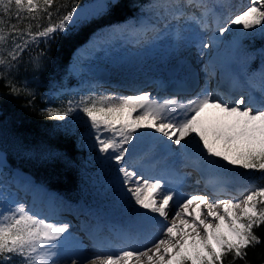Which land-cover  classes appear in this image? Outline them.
<instances>
[{
  "label": "snow or ice",
  "instance_id": "1",
  "mask_svg": "<svg viewBox=\"0 0 264 264\" xmlns=\"http://www.w3.org/2000/svg\"><path fill=\"white\" fill-rule=\"evenodd\" d=\"M256 260L264 0H0V264Z\"/></svg>",
  "mask_w": 264,
  "mask_h": 264
},
{
  "label": "rangeland",
  "instance_id": "2",
  "mask_svg": "<svg viewBox=\"0 0 264 264\" xmlns=\"http://www.w3.org/2000/svg\"><path fill=\"white\" fill-rule=\"evenodd\" d=\"M161 55L162 54H154L151 57L133 58L132 62L125 65L124 68L116 69L110 73H107L106 78L112 79V77L123 75L127 72L136 73V75L139 77H156L157 75H161V70L163 67H165L164 69H168V66L163 63Z\"/></svg>",
  "mask_w": 264,
  "mask_h": 264
},
{
  "label": "trees",
  "instance_id": "3",
  "mask_svg": "<svg viewBox=\"0 0 264 264\" xmlns=\"http://www.w3.org/2000/svg\"><path fill=\"white\" fill-rule=\"evenodd\" d=\"M65 58H68V53L65 51ZM33 121H36V117H32ZM33 129L38 128L37 124L32 125ZM77 176L74 172L67 173V179L61 176L59 179L53 181V187L60 191H72L76 188ZM257 249L256 252H259ZM251 255V254H250ZM256 264H260L259 260H256Z\"/></svg>",
  "mask_w": 264,
  "mask_h": 264
},
{
  "label": "bare ground",
  "instance_id": "4",
  "mask_svg": "<svg viewBox=\"0 0 264 264\" xmlns=\"http://www.w3.org/2000/svg\"><path fill=\"white\" fill-rule=\"evenodd\" d=\"M163 68H165V67H163ZM163 68H162V69H163ZM161 71H162V70H161ZM107 85H108V87L111 88V89H126V88H128L127 85H119V86H116V84H114L113 82H107Z\"/></svg>",
  "mask_w": 264,
  "mask_h": 264
}]
</instances>
